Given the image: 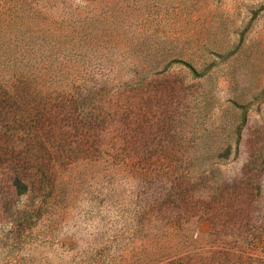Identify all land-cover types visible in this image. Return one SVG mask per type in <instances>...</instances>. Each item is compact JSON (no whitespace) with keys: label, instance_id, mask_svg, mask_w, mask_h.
<instances>
[{"label":"rangeland","instance_id":"1","mask_svg":"<svg viewBox=\"0 0 264 264\" xmlns=\"http://www.w3.org/2000/svg\"><path fill=\"white\" fill-rule=\"evenodd\" d=\"M22 1L15 17L38 25L39 42L28 59L35 66L39 51L45 66L50 62L37 74L46 82L74 79L68 72L89 60L93 68L124 67L137 52L164 48L182 49L194 63L205 53L212 66L202 79L145 85L122 99L102 97L98 106L110 108L106 131L131 148L136 162L154 160L148 152L164 148L181 150L178 163L217 164L205 173L212 180L188 192L185 205H166L134 230L127 229L131 212L109 194L118 187L127 192L126 178L119 171L103 178L111 170L106 154L85 168L53 225L25 210L42 194L35 162L23 160L26 182L34 185L14 198L13 210L6 204L8 182L0 184V264H264V0H0V6ZM15 57L3 56L9 65L0 67L1 80L11 76L12 65L21 66ZM171 72L170 79L178 77V70ZM236 105L247 107L238 145L226 137L240 126ZM228 147L230 154L217 161L213 154ZM203 151L208 155H196ZM246 171L253 185L242 179Z\"/></svg>","mask_w":264,"mask_h":264},{"label":"trees","instance_id":"2","mask_svg":"<svg viewBox=\"0 0 264 264\" xmlns=\"http://www.w3.org/2000/svg\"><path fill=\"white\" fill-rule=\"evenodd\" d=\"M24 3H15L13 7L0 6V67L9 65L3 59L8 53L15 54V62L21 64L19 67L12 65L13 69L9 71L11 76L0 79V110H5L0 114V184L8 182V207L13 210L16 207L14 198L33 189L34 182H26L29 175L19 164L23 160H32L36 164L32 174L38 177L37 189L42 198L37 206L32 209L26 207L25 210L35 215L36 219L46 217L53 225L56 218L54 220L52 216L67 208L68 198H73L71 193L77 181L83 179L85 168L97 163L95 155L102 157L105 154L110 158L107 164L111 170L103 178L116 177L117 171L126 178L127 184H124L128 185L127 192L119 193L118 187L109 194L118 199L116 207L131 212L126 216L127 229L145 226L150 215L166 205L180 200L185 205L188 192L212 180V177L206 178L205 173L217 162L206 164L194 158L188 163H178L181 150H176L174 154L170 152L171 160H162L161 156L170 155L164 148L148 152L155 157L154 160L136 162L132 158L135 153L131 148L122 145V140L110 136L106 131L109 116H105V111L110 108L106 106L105 110H101L102 107L98 105L102 97L122 99L125 93L131 94L145 85L158 82L162 88L172 83L183 84L188 76L195 80L202 79L212 66L208 56L200 53L193 63L186 58L187 53L182 49H152L133 54L135 58L128 60L124 67L95 65L93 68L89 60L87 65L82 63L83 69L68 72L77 75L74 79L64 84L51 82L50 78L46 82L40 80L37 74L41 69H49L50 62L45 66L47 61L39 51L34 58L35 66L30 65L28 59V54L39 42V37L33 31L34 28L39 30L38 25L35 26L34 21L29 22V18L15 17L22 11ZM24 60L26 63L23 64ZM26 66L29 69L26 70ZM172 69L178 70L179 74L170 79ZM96 98L98 100L91 104ZM237 107L241 109L238 116L240 126L226 134L227 138L235 139V145L240 142L247 111L246 106ZM4 127L6 131L2 130ZM221 151L222 148H218L217 154H213L217 161L222 159V155L228 156L232 148H226L223 153ZM174 155L176 159L172 160ZM196 155L208 154L203 151ZM5 164L9 167L6 168ZM248 172L244 173L242 179L253 185L251 179L254 175ZM88 178L92 181L96 179ZM230 188L232 192L236 191L235 186ZM225 189L222 186L219 191L224 192ZM15 219L20 220L19 217ZM262 223L264 225V221ZM250 243L257 251L260 244L256 243L255 235ZM263 248L264 243L260 249Z\"/></svg>","mask_w":264,"mask_h":264}]
</instances>
